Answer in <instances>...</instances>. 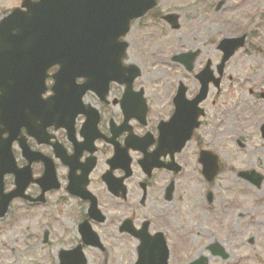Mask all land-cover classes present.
Listing matches in <instances>:
<instances>
[{"label":"flooded vegetation","instance_id":"flooded-vegetation-1","mask_svg":"<svg viewBox=\"0 0 264 264\" xmlns=\"http://www.w3.org/2000/svg\"><path fill=\"white\" fill-rule=\"evenodd\" d=\"M160 2L133 21L121 39L126 49L117 80L107 85L92 81L94 87L84 90L76 102L70 93L80 92L86 83L77 77L74 90L58 96L56 115L42 119L47 125L43 131L37 128L40 142L31 135L33 130L29 134L20 130L28 148L26 157L17 141L11 144L14 162L29 175L24 199L12 203L25 204L30 214L46 209L52 213V206H69L74 212L77 238L60 250L73 254L61 261L59 251V264H87L88 251L103 253L110 248L113 253L110 239L131 244L136 259L141 238H154L158 245L164 242L169 264L172 248L176 250L177 226L191 222L193 210L200 219L216 212L217 205L211 208L216 188L223 189L220 198L230 208L241 196L253 204L264 202V169L237 164V155L247 152L254 138L258 151L264 149V122L257 125L253 104L246 102L264 103V91L252 90L251 80L234 75L232 62L239 50L224 61L220 45L230 39L219 40L209 55L203 54L202 46L162 55L160 49L165 47L153 40L164 42L180 30L181 21L178 12L159 7ZM171 16L176 17L173 23L167 19ZM57 70L48 71L44 100L54 96L51 76ZM220 151L233 156L230 164ZM13 180L14 175L3 177V192L14 191ZM246 211L236 215V224ZM41 214L52 228L54 210L51 218ZM43 234L45 246L49 232ZM214 246L223 250L217 244L204 250L210 255ZM128 260L132 259L110 262L128 264Z\"/></svg>","mask_w":264,"mask_h":264},{"label":"water","instance_id":"water-1","mask_svg":"<svg viewBox=\"0 0 264 264\" xmlns=\"http://www.w3.org/2000/svg\"><path fill=\"white\" fill-rule=\"evenodd\" d=\"M156 1L23 0L19 8L0 20V217L13 198L23 197L29 181L27 169H17L11 153V144L17 140L22 155H27L25 139L17 138L20 129L25 128L28 134L35 130L31 135L38 139L39 130L47 125H42V119L56 115L53 107L59 103L58 96L65 90H74L77 77L85 78L86 83L80 92L70 93L76 99L94 87L92 81L102 80L107 85L117 80L126 49L119 39L128 32L130 22L155 7ZM167 19L170 23L176 21L173 16ZM244 38L221 43L224 61L243 46ZM53 67H58L51 76L54 96L44 100L47 73ZM4 133L6 138H2ZM6 174L15 178L16 189L9 194L3 193ZM136 253L135 264H167L165 243L158 245L154 238H141ZM210 253L227 258L217 246L210 248ZM71 254H61V261ZM190 264L207 262L202 258Z\"/></svg>","mask_w":264,"mask_h":264},{"label":"rangeland","instance_id":"rangeland-1","mask_svg":"<svg viewBox=\"0 0 264 264\" xmlns=\"http://www.w3.org/2000/svg\"><path fill=\"white\" fill-rule=\"evenodd\" d=\"M21 1L0 0V17L19 7ZM159 7L178 12L181 21L180 30L171 33L164 42L153 40L159 47L170 49L166 52L165 48L160 49L162 55L178 54L199 46H202L203 54L209 55L219 40L244 36V46L233 58L234 75L251 80L249 87L252 90L264 91V0H161ZM165 63L169 65L168 61ZM235 88L239 89L237 86ZM250 101L258 125L264 122V103L246 99L249 104ZM255 129L254 126L253 134H256ZM257 145L258 140L254 138L248 144L247 152L237 155V164L248 168L257 164L264 169V149L258 151ZM251 146L255 147L254 153ZM233 149L236 147L230 150ZM220 152L223 157L227 154L224 160L230 164L233 156L228 155L229 151ZM17 153H20L19 150ZM11 183L12 179L8 178L6 185ZM215 194L217 198L211 208L214 210L217 205L216 212L200 219L198 211L193 210L192 221L177 226L176 250L172 248L174 254L169 264H188L200 257H207L208 264H264V202L253 204L246 196H241L236 202L237 206L230 208L227 200L223 202L220 198L224 197L221 187L215 189ZM228 198L232 199L233 195ZM49 208L52 213L54 210L55 219L51 218L52 213L48 209L30 214L21 202L14 201L9 206L6 216L0 220V264H59L58 252L66 248L64 246L72 245L77 238L76 218L69 206ZM243 209H247L246 217L250 220L244 217L236 224V215ZM41 213L51 218L52 228L45 225ZM201 213L205 214L204 210ZM44 231L49 232L50 238L45 246L42 243ZM249 240L252 245H249ZM110 243L113 244L111 247H115L113 253L110 248L103 253L88 251L87 264H102L103 261L112 264L111 259L117 263L120 257H128L132 259L131 262L135 259L131 244L124 246L125 243L119 239H110ZM209 244L223 248L227 259L210 256L204 250Z\"/></svg>","mask_w":264,"mask_h":264},{"label":"trees","instance_id":"trees-1","mask_svg":"<svg viewBox=\"0 0 264 264\" xmlns=\"http://www.w3.org/2000/svg\"><path fill=\"white\" fill-rule=\"evenodd\" d=\"M5 14H6V13H5ZM5 14H3V15H5ZM3 15H2V16H3Z\"/></svg>","mask_w":264,"mask_h":264}]
</instances>
